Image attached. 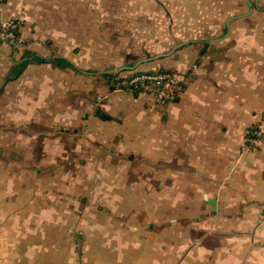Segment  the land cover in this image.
<instances>
[{"label": "crops", "instance_id": "crops-1", "mask_svg": "<svg viewBox=\"0 0 264 264\" xmlns=\"http://www.w3.org/2000/svg\"><path fill=\"white\" fill-rule=\"evenodd\" d=\"M0 19L24 42H0V264H264V0H0ZM156 70L176 99L121 84Z\"/></svg>", "mask_w": 264, "mask_h": 264}, {"label": "built area", "instance_id": "built-area-1", "mask_svg": "<svg viewBox=\"0 0 264 264\" xmlns=\"http://www.w3.org/2000/svg\"><path fill=\"white\" fill-rule=\"evenodd\" d=\"M20 23L14 19H0V42H6L12 47H20L23 40L19 34ZM122 86L133 90L155 95L161 100L176 99L182 89V79L179 74L169 70L136 72L121 80ZM250 136V146L256 147L262 140L264 132L254 128Z\"/></svg>", "mask_w": 264, "mask_h": 264}, {"label": "trees", "instance_id": "trees-1", "mask_svg": "<svg viewBox=\"0 0 264 264\" xmlns=\"http://www.w3.org/2000/svg\"><path fill=\"white\" fill-rule=\"evenodd\" d=\"M35 60H48L46 57H41V56H35L34 58ZM55 62H57L59 65H68V64H71V62L65 58V57H62V56H58L57 58L53 59ZM28 62V60L24 61L21 65V68L18 72H20L23 68V66L25 65V63Z\"/></svg>", "mask_w": 264, "mask_h": 264}]
</instances>
